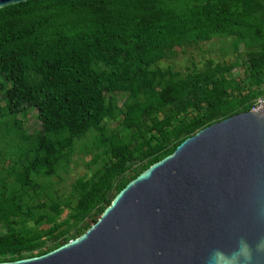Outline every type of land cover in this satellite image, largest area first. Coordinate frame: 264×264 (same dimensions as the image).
<instances>
[{
	"label": "trees",
	"instance_id": "16d2710c",
	"mask_svg": "<svg viewBox=\"0 0 264 264\" xmlns=\"http://www.w3.org/2000/svg\"><path fill=\"white\" fill-rule=\"evenodd\" d=\"M230 37L237 57L231 64L208 59L187 71L160 65L179 48ZM0 77V145H7L0 153L14 157L0 167V226H8L0 262H7L78 238L129 182L185 139L252 110L264 95V0L8 5L0 8ZM32 107L43 124L39 132L26 130L19 117ZM119 119L121 127L110 131L107 122ZM90 133L102 166L79 178L69 198L36 202L39 178L69 165Z\"/></svg>",
	"mask_w": 264,
	"mask_h": 264
},
{
	"label": "water",
	"instance_id": "95a60500",
	"mask_svg": "<svg viewBox=\"0 0 264 264\" xmlns=\"http://www.w3.org/2000/svg\"><path fill=\"white\" fill-rule=\"evenodd\" d=\"M24 1L0 0V8ZM219 253L239 257L229 264H264V110L185 139L78 238L0 264H212Z\"/></svg>",
	"mask_w": 264,
	"mask_h": 264
},
{
	"label": "rangeland",
	"instance_id": "374dc122",
	"mask_svg": "<svg viewBox=\"0 0 264 264\" xmlns=\"http://www.w3.org/2000/svg\"><path fill=\"white\" fill-rule=\"evenodd\" d=\"M233 38H215L211 41L202 43L197 47H183L177 49L176 54L170 59H164L160 65L163 68L173 67L176 70L187 71L189 69L202 68L208 59H214L217 62H227L231 64L236 61V52H234L232 46ZM244 60V58H242ZM238 75H243V68L235 70ZM4 78L0 77V82H4ZM110 95V94H109ZM4 96V90L0 89V97ZM122 95L119 97L121 98ZM19 117L24 121L26 130L29 132H39L43 128L41 119L39 118V112L36 108H29L23 111ZM120 120L108 121L107 127L110 131L116 130L121 127ZM94 133H90L83 140L78 141L72 161L69 165L62 166L57 174L51 177H40L39 182L42 186L40 196H35L36 202H50L53 199H67L73 194V186L75 182L81 177H90L93 172L100 166H102L104 159H97L98 154H102V150L95 149L93 147ZM2 143V141L0 142ZM6 144L0 145V149L6 148ZM14 157L7 153H0V167L7 168L12 162ZM140 162H134L132 167H137ZM2 167V168H4ZM1 168V169H2ZM134 172L129 171L128 176H132ZM71 209L67 208L61 217V221H64L70 214ZM8 232V226H0V235ZM53 246V241L48 240L45 244ZM46 248V247H43ZM30 257L33 252L27 253ZM29 257V258H30ZM33 257V256H32ZM35 257V256H34Z\"/></svg>",
	"mask_w": 264,
	"mask_h": 264
},
{
	"label": "clouds",
	"instance_id": "9594fccd",
	"mask_svg": "<svg viewBox=\"0 0 264 264\" xmlns=\"http://www.w3.org/2000/svg\"><path fill=\"white\" fill-rule=\"evenodd\" d=\"M240 256L243 257V259L245 260H249L251 258L246 246L241 249ZM238 258L239 257L229 258L223 253H219L213 258L212 264H229L230 259Z\"/></svg>",
	"mask_w": 264,
	"mask_h": 264
},
{
	"label": "built area",
	"instance_id": "2783aa9c",
	"mask_svg": "<svg viewBox=\"0 0 264 264\" xmlns=\"http://www.w3.org/2000/svg\"><path fill=\"white\" fill-rule=\"evenodd\" d=\"M253 111L264 110V95L258 97L253 104Z\"/></svg>",
	"mask_w": 264,
	"mask_h": 264
}]
</instances>
